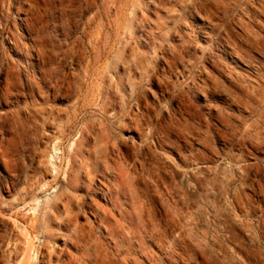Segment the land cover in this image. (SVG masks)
Here are the masks:
<instances>
[{"label": "rangeland", "instance_id": "rangeland-1", "mask_svg": "<svg viewBox=\"0 0 264 264\" xmlns=\"http://www.w3.org/2000/svg\"><path fill=\"white\" fill-rule=\"evenodd\" d=\"M20 263L264 264V0H0Z\"/></svg>", "mask_w": 264, "mask_h": 264}, {"label": "bare ground", "instance_id": "bare-ground-1", "mask_svg": "<svg viewBox=\"0 0 264 264\" xmlns=\"http://www.w3.org/2000/svg\"><path fill=\"white\" fill-rule=\"evenodd\" d=\"M82 5H83V4H82ZM79 7H80V6H79ZM36 16H37V15H36ZM46 21H47V20H46ZM40 23H41V22H40ZM40 31H41V30H40ZM51 40H52V39H51ZM83 47H84V46H83ZM83 50H84V49H83ZM3 82H4V81H3ZM6 82L8 83V81H6ZM12 83H13V82H12ZM69 83H70V82H69ZM39 201H40V200H39ZM39 201H37V203H39ZM35 202H36V201H35ZM31 203H32V202H31ZM34 205H35V204H34ZM28 207H29V206H28ZM32 207H33V206H32ZM30 208H31V207H30ZM36 209H37V208H36ZM27 211H28V210H27ZM27 211H26V212H27ZM32 212H33V211H32ZM28 213H29V212H28ZM27 232H29V231H27ZM23 233H24V231H23ZM30 233H31V232H30ZM24 234H25V233H24ZM27 234H28V233H27ZM31 237H32V236H31ZM30 241H31V239H30ZM31 246H32V245H31ZM34 249H35V248H34ZM26 250H27V249H26ZM27 252H28V251H26V254H27ZM29 252H30V251H29ZM25 257H27V256H25ZM23 261H24V260H23ZM29 261H30V259H29ZM24 262H25V261H24ZM24 262H23V263H24ZM20 264H22V263H20ZM25 264H26V263H25Z\"/></svg>", "mask_w": 264, "mask_h": 264}]
</instances>
